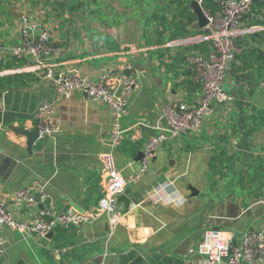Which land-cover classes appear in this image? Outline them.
Masks as SVG:
<instances>
[{
  "label": "crops",
  "instance_id": "1",
  "mask_svg": "<svg viewBox=\"0 0 264 264\" xmlns=\"http://www.w3.org/2000/svg\"><path fill=\"white\" fill-rule=\"evenodd\" d=\"M192 1L189 10L177 6L182 0H0V193L23 222H32L44 204L38 195L37 206L26 207L14 195L36 181L48 208L94 214L90 223L58 230L51 240L24 241L18 232L3 231L0 264H132L137 258L140 264H198L189 251L208 228L233 232L237 239L264 229L263 199H208L212 169L235 162L237 169L264 170V125L249 134L264 122V0H254V19L246 23L253 29L237 41L239 53L225 84L233 101L214 104L201 136L166 142L139 174L137 158L155 135L162 109L201 94L186 56L207 55L209 46L197 38L202 30H195ZM204 4L215 9L214 0ZM183 11L195 16L186 32L177 28L188 23ZM24 16L48 29L60 49L52 59L55 74L78 69L96 79L105 69L121 72L126 63L146 74L131 96L120 148L109 145L112 113L106 106L80 92L59 100L43 74L13 55L22 43ZM42 102L54 105L62 130L55 140H37L30 151L22 131L37 130L34 116ZM105 156L126 181L121 196L130 201L129 208L117 204L116 223L112 214L98 211ZM190 187L198 196L192 197Z\"/></svg>",
  "mask_w": 264,
  "mask_h": 264
},
{
  "label": "built area",
  "instance_id": "2",
  "mask_svg": "<svg viewBox=\"0 0 264 264\" xmlns=\"http://www.w3.org/2000/svg\"><path fill=\"white\" fill-rule=\"evenodd\" d=\"M196 1L208 20V25L197 38L209 46V51L207 55L188 54L186 61L192 81L201 86V94L195 100L170 103L162 109L153 127L155 135L143 150L140 175L147 172L156 153L166 142L185 134L201 136L205 121L214 113L213 105L233 101L225 90V84L239 53L237 41L253 29L246 23L254 19V0H214L215 9L204 7V0ZM21 34L22 43L13 55L27 60L31 70L43 74V79L55 87L59 100H69L80 92L86 94L91 102L106 106L112 113L109 145L114 150L120 148L128 132L123 120L129 115L131 96L146 74L137 72L128 63L124 64L121 72L105 69L96 79L78 69L55 74L52 59L60 54V49L52 41L49 30L38 29L29 16H24ZM34 117L40 140H55L60 135L62 128L56 119L54 105L42 102ZM102 160L106 167V181L98 211L112 214L111 223H116L120 217L116 213L117 200L126 188V181L114 169L111 156ZM38 195L44 207L32 222H23L13 216L6 198L0 193V235L11 230L18 232L24 241H29L34 237L46 238L49 233L61 229L78 228L93 220L94 214L87 209L58 212L48 208L47 194L39 181L17 191L14 200L26 207H35ZM173 202L179 204L176 198ZM3 253L0 237V258ZM189 253L199 259L198 264H264V229L251 230L237 239L233 232L211 227Z\"/></svg>",
  "mask_w": 264,
  "mask_h": 264
},
{
  "label": "rangeland",
  "instance_id": "3",
  "mask_svg": "<svg viewBox=\"0 0 264 264\" xmlns=\"http://www.w3.org/2000/svg\"><path fill=\"white\" fill-rule=\"evenodd\" d=\"M189 2V1H188ZM177 6L179 2H176ZM262 166V165H259ZM235 162L225 167L212 169L208 187V199L219 201L225 198L244 200L248 203L264 200V174L255 175L251 168H236Z\"/></svg>",
  "mask_w": 264,
  "mask_h": 264
},
{
  "label": "water",
  "instance_id": "4",
  "mask_svg": "<svg viewBox=\"0 0 264 264\" xmlns=\"http://www.w3.org/2000/svg\"><path fill=\"white\" fill-rule=\"evenodd\" d=\"M191 9L198 18V22L195 26V30H203L208 25V20L204 14L203 8L196 0H194L191 2ZM22 135L26 136L29 139L28 146H29V150L31 151L32 148L34 147V143L37 140H39V130L37 129L33 132L22 131ZM143 157H144L143 153H140L137 158V162H141ZM189 190L192 192V197L198 196V192L194 188L190 187ZM117 204H124L126 208H129L130 201L125 196H119L117 200ZM53 237H54V232H51L46 236V239L51 240ZM141 261L142 258H137L132 264H140Z\"/></svg>",
  "mask_w": 264,
  "mask_h": 264
},
{
  "label": "trees",
  "instance_id": "5",
  "mask_svg": "<svg viewBox=\"0 0 264 264\" xmlns=\"http://www.w3.org/2000/svg\"><path fill=\"white\" fill-rule=\"evenodd\" d=\"M188 1H191V0H182V2H179V3H181V5L183 4H185L186 5V7L190 10V8L188 7L189 6V2ZM187 3H189V4H187ZM204 7H205V5H204ZM184 9V8H183ZM180 14H181V16L182 17H186V19L188 20V23H187V25H183V24H181L179 27H177V28H179V31H183V32H186V29H185V27L186 26H188V25H191V23H192V21L195 19V16L193 15L192 16V14L191 13H189L188 15H186V13L183 11L182 13L180 12ZM190 16V17H189ZM191 83V82H190ZM195 87L196 88H201V86L200 85H198V84H195ZM264 123V122H263ZM263 123H261V124H258V125H255L253 128H251L250 130H249V134L251 135V134H253V133H256L257 131H258V129L260 128V127H262L264 124ZM256 172H254L255 173V175H260V173L261 174H264V170H263V167L262 166H259L256 170H255Z\"/></svg>",
  "mask_w": 264,
  "mask_h": 264
}]
</instances>
